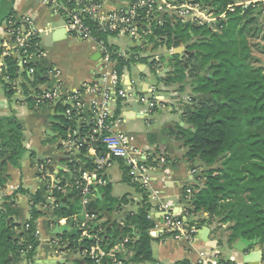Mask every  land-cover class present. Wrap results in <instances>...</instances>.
Instances as JSON below:
<instances>
[{
    "label": "trees",
    "instance_id": "trees-1",
    "mask_svg": "<svg viewBox=\"0 0 264 264\" xmlns=\"http://www.w3.org/2000/svg\"><path fill=\"white\" fill-rule=\"evenodd\" d=\"M239 1L242 0H200L217 15L233 13L229 10ZM68 6L76 7L73 1H69ZM242 11V7L236 6L231 23L223 26L226 22H219V27L223 29L221 32H215L208 26L203 30L195 25H173L166 20L162 27L155 29L153 37L162 40L161 44L168 49L185 46L183 56L175 55L170 60V65L174 63L173 71L165 79L167 84L179 82L181 93L186 91L187 85L191 88V102L185 106L182 114L185 126H179L178 137L183 141L187 163L194 165L200 159L199 168H214L204 177L203 186L196 188L192 199L194 212L209 214L215 222L216 231L228 233L226 239L229 245L244 238L257 240L264 246V67L255 68L251 64L252 46L246 38V32L248 25L256 18L254 14L243 23ZM247 12L253 14L256 10L251 5ZM14 15V0H0V28ZM89 23L96 30V24ZM96 36L108 41L106 35L97 33ZM130 61L121 60L120 70L128 66ZM4 64L5 76L10 79L21 76L25 79L22 88L26 94L30 92L31 86L43 85L48 81L44 74L45 67L41 64L36 65L32 81L29 80L27 67H21L15 56L6 57ZM26 82H30L31 86ZM0 87L4 88L9 97L13 96L15 90L5 83L2 75ZM28 97L34 103L33 98ZM65 108L62 107L63 110ZM60 121L66 129L69 126L75 127L66 116ZM89 132V128L81 129V135H88ZM0 141V157H6L7 163L19 167L26 149L22 144V125L14 116L0 120ZM95 147L99 154L105 153L102 143L95 144ZM88 150L84 146L80 154L74 155V160L69 159L68 166L73 177L82 173L79 160L87 163V171L93 170ZM7 163L3 162L0 168ZM124 172L128 176L125 165ZM2 184L3 180H0V186ZM137 187L145 190L139 185ZM19 192L23 191L19 190L9 197L10 204L3 206V211L0 210V264H12L10 257L21 256L32 264L39 245L36 225L42 214L35 207L45 201L41 193L33 196L34 206L31 219L26 225L28 228L22 227L15 224L13 218L18 213L14 199ZM98 192L104 196L108 213H113L114 202L118 204L116 211L127 204L126 197L121 200L112 197L110 184ZM54 194L59 200L65 198L62 193ZM68 197L73 198L75 203L69 205V209L59 207L56 210L59 217L71 218L77 213L79 207L76 193H70ZM92 204L99 205V211L103 214L100 201L93 199ZM149 210L148 196L145 195L136 213L125 214L121 222H113L112 226L106 222L102 229L92 225L91 234L102 240L100 245L106 252H111L128 240L124 246L133 251L135 256L131 262H126L120 254L115 255L121 264L155 263L150 233L154 223L148 219ZM15 229L23 231L18 238ZM80 238L73 242V246L82 252L88 251L96 243L88 238ZM86 263L95 264L89 258ZM101 264L116 263L112 258H104ZM176 264L191 263L184 260Z\"/></svg>",
    "mask_w": 264,
    "mask_h": 264
},
{
    "label": "crops",
    "instance_id": "crops-1",
    "mask_svg": "<svg viewBox=\"0 0 264 264\" xmlns=\"http://www.w3.org/2000/svg\"><path fill=\"white\" fill-rule=\"evenodd\" d=\"M67 1H73L76 7H80L89 1H95L102 6L103 13H110L116 10L128 9L135 0ZM14 10L19 18H32L35 28L42 31V47L46 56L42 60L41 65L45 67L44 74L48 81L44 85L40 84L34 87L35 89L53 87L56 82H61L65 90L72 92L95 80V72L102 61V53L96 42L81 41L74 38L65 28V16L53 12L44 0H14ZM260 10L258 11L260 12ZM162 18L164 22L169 20L172 23L169 15L164 14ZM61 29H66V33L63 32L57 36V30ZM4 38L5 34L1 26L0 47ZM109 43L113 48L126 51L127 53L135 50L133 54L131 53L133 59L128 64V73L125 78V84L133 82L131 95L123 103L122 108L117 111L118 115L123 116V120L115 125V130L126 134L133 146L148 151L149 155L155 160V163L152 164L154 170H151L153 189H145L144 191L140 190V188L138 189L130 177L125 175L123 161L115 160L106 171L105 178L107 184L112 187V197L117 200L126 197L127 204H124L120 210L108 213L105 210L103 194L97 192L96 197L93 199L100 201L103 214L99 211V205L92 204V199L87 206L83 205L86 218L82 219L77 213L71 218L59 217L56 214V210L59 207L69 209V205L75 203L73 198L68 197L70 193H64L63 197L65 198L60 200L54 194L56 193L55 188L57 185H69L75 177L69 170L68 156L62 151L61 145L67 134L65 124L59 127L60 119L65 117V110L62 109L64 105L54 104L39 107L30 101L28 97V94L32 93V88L28 94L22 89L21 92H14L13 96L9 97L4 88L0 87V120H6L14 116L19 121L22 125V144L26 149L25 155L30 152L28 159L23 160L25 155L23 156L19 167H14L7 163L6 157H0V166L3 162L7 163V165L0 168V180H3V184L0 186V204L2 206L9 205V197L22 190L23 192H19L14 199V207L18 213L17 217L13 218L15 224L25 227L31 219V212L34 206L33 196L41 193L45 201L44 203H38L35 207L42 215L37 220L36 237L39 240V245L32 264H88L86 263L88 259L86 252L74 248V238H86L84 233L88 231V234H90V225L102 229L106 222H110V226H112L113 222H121L125 214L136 213L141 207L145 195L148 196L149 214L152 215L151 221L153 223H156V219L160 221L161 204L169 203L174 206L176 213L181 216H185V214L192 216L191 223L199 224L201 230L208 227L211 233L209 235L210 241L208 242L203 241L201 235L197 241L190 243L185 240L177 241L170 237H160L155 231L151 230V248L155 263L144 264H176L184 260L189 261L191 264H199L200 253L202 252H205L210 258H219L231 262V264H247L244 260L245 256L255 252L256 254L259 253L261 258L254 263L264 264V247L263 249H251L245 254H240L229 247V257L223 255L220 250L222 243L216 245V248H212L214 245L211 242L214 243V241L219 239L217 238V228L214 220H211L209 214L203 212L202 216H196L197 213L191 212L192 206L185 199L188 188L196 190L201 183L204 184L205 180L204 177L198 179L196 170H201L199 165L193 170V165L186 162L184 158L186 150L180 146L179 151V126H185L182 119L183 110L179 105L181 97H179V100L173 98L175 100L173 104L175 116L173 118L165 115V110H158L152 116H148L147 122V119H144L141 115V112L146 108L142 100L149 99L151 89L156 86L149 81L150 74L156 71L152 68L150 61L142 57L143 54L138 59L137 54L139 52L134 46L130 45L129 41L128 47L130 50L121 49L116 42ZM4 59L0 53V63H3ZM131 67L136 69V73L139 76L137 84L129 75ZM56 72H58V75L55 78ZM29 80L31 81V78ZM157 81L158 83L161 82L162 85L167 84L162 82L159 75ZM24 82V78L20 77L18 79V83ZM28 86H31L30 82ZM164 89L166 90L165 86ZM83 99L88 103L92 96H84ZM154 114L157 115V119L161 120L163 131L158 128L155 129L153 134L146 135L142 124L138 123V120L143 121L148 127L154 121ZM56 138L60 139L59 144L53 143ZM1 145L0 141V147ZM78 154L80 153L76 155ZM158 157H163L165 163L160 164L156 160ZM89 160L91 161V157H89ZM81 163L85 170H88L87 163L83 161ZM131 187L143 192L142 199L139 200L137 196L133 195ZM154 192H157V194L155 195ZM91 215L95 217L91 218ZM71 223L74 224V228L80 230L78 237L73 236L69 232H60L59 229L61 227L69 226ZM18 230L17 238L23 232L21 229ZM154 241H156V244L153 246L152 243ZM70 245L73 247L71 246L70 248ZM112 251L114 255L120 254L126 262H131L135 256V253L128 250L125 246L120 247L118 245ZM10 259L12 264H29L23 256L10 257Z\"/></svg>",
    "mask_w": 264,
    "mask_h": 264
},
{
    "label": "built area",
    "instance_id": "built-area-1",
    "mask_svg": "<svg viewBox=\"0 0 264 264\" xmlns=\"http://www.w3.org/2000/svg\"><path fill=\"white\" fill-rule=\"evenodd\" d=\"M44 2L56 14L65 16V28L74 38L96 42L102 53V61L97 67L96 77L92 83L84 84L81 89L72 92L65 90L61 82H56L53 87L42 89H35L31 86L32 93L28 94L33 98L36 106L60 104L66 107L64 113L66 118L75 124V127L67 128L66 140L63 139L61 144L62 151L69 154L68 157L80 153L84 146L89 148L88 154L94 166L93 170L91 172L83 171L79 176L73 178L69 185H57L55 191L62 194L76 193L83 205L87 206L96 197L99 188L107 185L105 174L115 160L123 161L128 169V176L135 184L146 190L153 189L151 170H154L152 164L155 163V160L148 151L133 146L126 134L115 130V125L123 120V116L118 115L117 111L129 99L133 86V82L125 84L128 66L125 65L120 70V61L128 62L133 59V55L113 48L109 40L100 39L96 34L106 35L107 38H124V40L131 38L133 43H140L142 46L136 47L137 52L139 51L138 59L143 54L142 57L150 61L156 72L167 76L162 73L165 66V61L163 62L162 59L166 54H175V52H179L183 56L186 49L184 45L172 49L163 45L160 46L162 52L158 54L154 50L149 52L153 48L151 38L155 34V29L164 24L162 16L169 15L173 25L180 23L188 26H208L214 29L213 25L216 22L225 20L226 13L217 15L200 0H135L128 9L110 13H103L102 6L95 1L86 2L82 6L74 8L68 6L69 1L67 0H44ZM238 5L236 4V6ZM241 6L244 4L241 3ZM235 7L229 11L234 12ZM89 22L96 24V30ZM2 29L5 38L1 42V57L3 59L12 55L17 57L20 66L27 67L28 76L32 81L36 73V65L41 64L46 56L42 47V31L35 28L32 18H19L16 15L6 20ZM4 67V62L0 63V75L3 76L5 83L12 86L15 92H21L23 83H18L21 76L10 79L4 75ZM57 75L58 72H56L55 78ZM26 84L28 85V83ZM165 92L167 90L164 89V86L161 88L155 86L151 89L149 99L142 100L146 108L141 112V115L147 119V122L148 116H152L155 111L166 110L169 101L163 94ZM183 95L180 96L181 102H191L190 95L188 97ZM84 96H92V99L86 103L83 99ZM173 96H177V93H173ZM176 99L179 100V96ZM85 128L90 129L89 134L81 135V129ZM98 143H102L104 146V154L97 152L95 144ZM156 160L160 164L165 163L163 157H158ZM195 193L196 190L193 188H188L186 191L185 199L191 206ZM154 194L156 195L157 192ZM193 211L192 207L191 212ZM159 215L160 221L156 219L152 230L160 237H170L177 241L185 240L190 243H194L199 238L201 226L195 222H188V218L192 216L179 215L175 212L173 205L162 203ZM90 217L94 218L95 216L91 215ZM148 219L152 220L151 214L148 215ZM91 226H89L90 234L86 231L84 235L96 243L86 251L88 258L95 264H101L104 258H112L116 264H121L115 258L113 251L106 252L102 249L100 245L102 240L91 234ZM126 243L128 240H125L120 247H124ZM199 264H231V262L210 258L205 252H202Z\"/></svg>",
    "mask_w": 264,
    "mask_h": 264
},
{
    "label": "rangeland",
    "instance_id": "rangeland-1",
    "mask_svg": "<svg viewBox=\"0 0 264 264\" xmlns=\"http://www.w3.org/2000/svg\"><path fill=\"white\" fill-rule=\"evenodd\" d=\"M241 3L244 4V6H241ZM237 4L238 7H242L243 8V11L241 12V15L244 16V19H243V23L250 20L254 14H255V18L256 20L254 22H252L251 24L248 25L247 27V32H246V38H248L249 40V43L251 44L252 46V57H251V64L252 66H254L255 68H259V67H264V0H242V1H239ZM253 6V9L256 10V13H253L252 12H247V9L250 8V6ZM261 9V10H260ZM260 10V12L258 11ZM235 13V11L233 12ZM233 13H226V18L225 20H223L225 23V25L223 26H227L229 23H231V16ZM222 20L216 22L214 25H213V28L216 32H221L223 29H222V26H220L219 22H221ZM206 27L207 26H203V30H206ZM116 39V40H115ZM109 42H116L118 44V46H120L121 49H124V50H130L129 47H128V42H126L123 38H108ZM161 41L160 39L156 38V37H153V50L155 51V53H160L162 52V49L160 48V46H163V44H161ZM159 44V45H157ZM135 52V50H132L131 53L133 54ZM156 54V55H157ZM162 54V53H161ZM155 56V55H154ZM153 59V57H152ZM162 61L164 62L165 61V64L166 62H168V60H166V58H163ZM173 65L174 63L171 65V68H173ZM173 70V69H171ZM129 75L131 76V79H133L136 84L138 83L139 81V76L138 74L136 73V69L134 67H131V69L129 70ZM157 77H158V74L155 72H152L150 74V77H149V81L151 84H154L156 85L157 87H162V84L161 82L158 83L157 81ZM167 85V86H166ZM163 86L166 87V90H167V93H163L165 94L166 98L168 99L169 101V104L167 105V110H165V115H169L171 118H173L175 115H174V102L176 100V97L177 96H181V94H184L183 96H186L188 97L190 91H191V88L189 87V85L186 86V91L184 93H181L179 91V82L178 83H173V84H166ZM173 93H177V96H173ZM186 94V95H185ZM175 100H174V99ZM190 102H187V101H180L179 100V105L181 106L182 110H184L185 106L186 105H189ZM156 114L153 115L154 117V121L152 122V124H149L148 127L146 126V124L141 121V120H138V123L142 124V128H143V131L145 132L146 135L148 134H153L155 129H158V128H161L162 131H163V126L161 124V120L160 119H157L156 118ZM59 127L63 126V123L62 121H59ZM188 127V126H187ZM62 129V128H61ZM64 135V134H63ZM63 137V136H62ZM64 139L66 140V136L64 137ZM53 143H57L59 144L60 143V139L59 138H56L54 140ZM183 145V141L179 139V151H180V146ZM182 150V148H181ZM29 154L30 152H28L23 160H26L29 158ZM180 162H182L180 160ZM199 169V168H198ZM201 169V168H200ZM203 186V183L200 184V187L198 188H201ZM131 191L133 193L134 196H137V198L140 200L142 199V193L141 191H137L134 187H131ZM77 195V194H76ZM77 201H78V210H77V214L80 215V217L82 219L86 218V213L84 211V207H83V204L81 203V200L79 199V196L77 195ZM118 204L117 203H113L112 204V211L115 212L116 211V208H117ZM4 207L2 206V204H0V210H4L3 209ZM196 216L200 217L202 216V212H198L196 214ZM213 225V224H212ZM19 230L16 229L15 232L16 233H19L18 232ZM228 235V233L225 231H219L217 232V238L221 239L222 241V244L220 246V250L222 251L223 255H225L226 257H229L230 256V249H229V246L224 243L225 240H226V236ZM75 241H78L79 239L77 238H74ZM81 240L84 239V237H81L80 238ZM156 244V241H154L152 243V245L154 246ZM263 245H259L257 246V248L259 249H263ZM256 248H254L255 250Z\"/></svg>",
    "mask_w": 264,
    "mask_h": 264
},
{
    "label": "water",
    "instance_id": "water-1",
    "mask_svg": "<svg viewBox=\"0 0 264 264\" xmlns=\"http://www.w3.org/2000/svg\"><path fill=\"white\" fill-rule=\"evenodd\" d=\"M63 32L66 33V29L57 30L56 35L58 36V35L62 34ZM125 40L127 42L129 41L130 45L134 46L135 48L142 46L140 43H138V44L137 43H133L131 38H126ZM152 50H153V48H151L149 50V52H152ZM175 55H178V56L180 55L181 56L182 54L179 53V52H175V54H166L165 55V58H166V60H168V62H166L165 66H164V72H162V73L166 74L167 76H163L162 74L156 72L160 76L162 82H165V79L169 75H171L172 71L170 70V60L173 59ZM68 155L69 154H67V156ZM69 159L74 160L75 156H70V157H68V161H69ZM79 163H80V166H81V171L82 172L85 171V168L83 167V164L81 163V161H79ZM199 164H200V159H197V161L193 165V170L195 168H197ZM213 169H214L213 167H206V168H202L201 170H196L197 173H198V179L202 178V177H207V174L209 172H211ZM192 219L193 218L190 217V218H188L187 221L188 222H192ZM59 230H60V232H69L70 234H72L73 236H76V237H78L79 233H80V230L78 228H74V224L73 223H71L69 226H63ZM210 233H211L210 229L208 227H205L203 230L200 231L199 237L202 235V240L205 241V242H208V241H210L209 240ZM220 241H221V239L220 240L218 239L217 241H214V243L211 242L214 245V246L212 245L213 246L212 248H216V245H218L219 243H222V241L221 242ZM224 243H226L229 246V243L227 242V239L225 240ZM259 245H260V243L257 240L250 241V240H247V239H244V238H240L238 241H236L235 243H233L229 247H231L233 250H235L236 252H238L240 254H245V253L249 252L251 249H254V248L257 249V246H259ZM260 258H261V255L259 253L256 254L255 252H251L249 255L245 256L244 260H245V262L247 264H255L254 262L256 260H260Z\"/></svg>",
    "mask_w": 264,
    "mask_h": 264
}]
</instances>
